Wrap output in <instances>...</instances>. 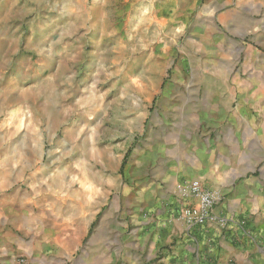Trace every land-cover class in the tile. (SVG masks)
I'll return each instance as SVG.
<instances>
[{"label":"rangeland","instance_id":"rangeland-1","mask_svg":"<svg viewBox=\"0 0 264 264\" xmlns=\"http://www.w3.org/2000/svg\"><path fill=\"white\" fill-rule=\"evenodd\" d=\"M216 6L264 22V0H0L1 205L41 218L82 262L106 207L153 179L165 189L203 108L189 81L221 74L229 43L235 76L252 77L247 49L264 51L253 30L228 40ZM134 218L116 219L129 232Z\"/></svg>","mask_w":264,"mask_h":264},{"label":"crops","instance_id":"crops-1","mask_svg":"<svg viewBox=\"0 0 264 264\" xmlns=\"http://www.w3.org/2000/svg\"><path fill=\"white\" fill-rule=\"evenodd\" d=\"M215 8L209 17L226 29L228 40L253 30L264 41V22L246 28L241 10ZM227 45L215 65L221 74L189 81L186 96L203 110L191 113L198 129L189 127V143L175 155L165 189L153 179L137 191L134 204L127 199V206L106 207L82 262L65 251L63 238L47 233L41 218L17 216L0 201V264H264V132L257 131L264 129V51L246 50L256 58L252 77H241L232 65L240 53L233 42ZM193 179L222 192L214 210L221 219L186 222L185 211L197 200L183 198L177 184ZM129 211L135 223L128 232L116 218Z\"/></svg>","mask_w":264,"mask_h":264},{"label":"built area","instance_id":"built-area-1","mask_svg":"<svg viewBox=\"0 0 264 264\" xmlns=\"http://www.w3.org/2000/svg\"><path fill=\"white\" fill-rule=\"evenodd\" d=\"M178 193L184 198L197 200L185 211V218L190 226L206 224L215 219V207L223 200L221 191L204 186L199 179L179 185Z\"/></svg>","mask_w":264,"mask_h":264},{"label":"bare ground","instance_id":"bare-ground-1","mask_svg":"<svg viewBox=\"0 0 264 264\" xmlns=\"http://www.w3.org/2000/svg\"><path fill=\"white\" fill-rule=\"evenodd\" d=\"M194 180V179H193Z\"/></svg>","mask_w":264,"mask_h":264}]
</instances>
